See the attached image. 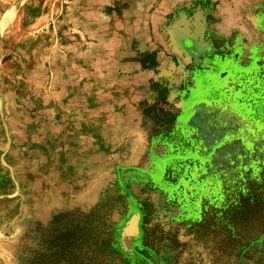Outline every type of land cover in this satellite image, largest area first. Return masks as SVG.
I'll use <instances>...</instances> for the list:
<instances>
[{"label": "rangeland", "instance_id": "1", "mask_svg": "<svg viewBox=\"0 0 264 264\" xmlns=\"http://www.w3.org/2000/svg\"><path fill=\"white\" fill-rule=\"evenodd\" d=\"M263 88L264 0H0V264L79 213L111 264H264Z\"/></svg>", "mask_w": 264, "mask_h": 264}, {"label": "trees", "instance_id": "2", "mask_svg": "<svg viewBox=\"0 0 264 264\" xmlns=\"http://www.w3.org/2000/svg\"><path fill=\"white\" fill-rule=\"evenodd\" d=\"M79 214L56 217L63 223L62 228L41 226L42 232L33 236V248L28 254L32 253L33 264H111L105 255V250H113L111 225L100 224L92 215Z\"/></svg>", "mask_w": 264, "mask_h": 264}, {"label": "crops", "instance_id": "3", "mask_svg": "<svg viewBox=\"0 0 264 264\" xmlns=\"http://www.w3.org/2000/svg\"><path fill=\"white\" fill-rule=\"evenodd\" d=\"M187 30H188V27H186ZM185 29V28H184ZM183 29V30H184ZM180 27L177 28L176 31H174V33H176V35L180 32ZM172 37L169 38L170 41H171V44H167L166 47L167 48H162V50L164 51H176L178 49V51L180 50L179 48L175 47L176 46V43L177 41L175 40V38L173 37V35H171ZM178 37V36H176ZM173 39V40H172ZM160 41V40H159ZM176 48V49H175ZM167 49V50H166ZM194 50H202V48H192ZM164 58V55H163V52L162 53H159L158 55V60L162 63V62H165L163 60ZM163 64V63H162ZM168 64V63H166ZM120 69L122 72H125L126 73V76L124 78H121V79H126L127 81H132L134 80V84L137 85V83H143L144 82V79H147L150 74L149 72H146V71H140V68L138 67V64L136 62H132V61H125V63H120Z\"/></svg>", "mask_w": 264, "mask_h": 264}, {"label": "bare ground", "instance_id": "4", "mask_svg": "<svg viewBox=\"0 0 264 264\" xmlns=\"http://www.w3.org/2000/svg\"><path fill=\"white\" fill-rule=\"evenodd\" d=\"M245 1V0H244ZM256 1V0H255ZM253 2V1H252ZM248 3H250V2H248ZM250 5H251V3H250ZM172 6V5H171ZM238 6V5H237ZM250 8V7H249ZM237 9V8H236ZM244 10V9H243ZM176 11V10H175ZM193 14H195V13H193ZM220 14V13H219ZM228 14V13H227ZM198 16L200 15V13L199 14H197ZM181 16V15H180ZM196 16V15H195ZM230 16V15H229ZM240 16V15H239ZM242 16V15H241ZM192 17V16H191ZM197 17V16H196ZM184 18V17H183ZM195 19V21H196V18H194ZM231 19V18H230ZM176 21H180V20H176ZM193 21V20H192ZM175 22V21H174ZM183 22V21H182ZM198 22H200V21H198ZM228 22V21H227ZM184 23H185V21H184ZM195 23V22H194ZM193 23V24H194ZM243 23V22H242ZM177 24V23H176ZM197 24H199V23H197ZM205 25H206V23H204ZM201 25V24H200ZM173 26V25H172ZM193 26V25H192ZM203 26V25H202ZM226 26V25H225ZM230 26V25H229ZM175 27V26H174ZM200 27V26H199ZM206 27V26H205ZM228 27V26H227ZM193 28V27H192ZM195 28V27H194ZM197 28H198V26H197ZM261 28V27H260ZM174 29V28H173ZM196 29V28H195ZM180 30H181V28H180ZM193 30V29H192ZM202 30V29H201ZM244 30V29H243ZM260 30V29H259ZM263 30V29H262ZM172 31V30H171ZM176 31V30H175ZM198 31V30H197ZM174 32V31H173ZM172 32V33H173ZM184 32V31H183ZM245 32V31H244ZM257 32V31H256ZM237 33V32H236ZM246 33V32H245ZM198 34H200V33H198ZM261 34V33H260ZM189 35V34H188ZM174 36V35H173ZM177 36H180V37H183V34H179V35H177ZM249 36V35H248ZM254 36V35H253ZM201 37V36H200ZM239 37V36H238ZM257 37V36H256ZM195 38V37H194ZM179 39V38H178ZM173 40V39H172ZM181 40V39H180ZM200 40H201V38H200ZM207 40V39H206ZM182 41V40H181ZM197 41V40H196ZM208 41V40H207ZM240 42V41H239ZM250 43V42H249ZM255 43V42H254ZM142 44V43H141ZM171 44V43H170ZM200 44V43H199ZM176 45H177V43H176ZM203 45V44H202ZM176 47V46H175ZM183 47V46H182ZM215 47V46H214ZM179 49H180V47H178ZM176 49V48H175ZM183 49H189V48H183ZM183 49H180V50H183ZM179 50V51H180ZM176 51H178V49L176 50ZM184 52V51H183ZM177 55V54H176ZM182 55V54H181ZM179 56V55H178ZM192 56V55H191ZM197 56H198V54H197ZM181 57V56H180ZM184 57V56H183ZM186 57V56H185ZM201 57V56H200ZM188 59V58H187ZM197 59V58H196ZM248 59V58H247ZM252 60H254V59H252ZM245 61V60H244ZM247 61V60H246ZM175 70V69H174ZM248 72V71H247ZM207 75V74H206ZM206 75H205V77H206ZM208 80V79H207ZM206 81V80H205ZM201 82V81H200ZM204 84V83H203ZM202 84V85H203ZM205 85V84H204ZM203 85V86H204ZM202 86V87H203ZM210 86V85H209ZM204 88V87H203ZM264 89V88H263ZM235 107V106H234ZM209 108L210 107H207V108H204L203 106H201V108H200V111H196L195 113V117H194V121H196L197 123H198V125H199V127H201L202 129H204V131H206V134H207V138H211L212 136H211V133L213 132V129L210 127V128H207V124L209 123L208 122V118H207V116H209ZM199 109V108H198ZM241 112V111H240ZM243 114V113H242ZM241 114V115H242ZM194 115V114H193ZM231 115H233L232 114V112H227V114H222L219 118H220V120H226V122H227V120H228V118L231 116ZM235 115V114H234ZM247 116V115H246ZM193 121V122H194ZM195 122V123H196ZM212 126V125H211ZM209 127V126H208ZM200 128V129H201ZM225 129V128H224ZM222 130V129H221ZM216 133V132H215ZM202 134V133H201ZM217 135V134H216ZM214 136V135H213ZM199 138V137H198ZM213 138V137H212ZM200 140H201V138H200ZM210 141V140H209ZM211 143V142H210ZM198 147V146H197ZM227 148H226V150H229V145L228 146H226ZM216 149V148H215ZM221 149V148H220ZM219 149V150H220ZM219 152H221V151H219ZM194 153V152H193ZM212 159H213V157H212ZM221 159V158H220ZM215 162V161H214ZM224 164V163H223ZM226 164V163H225ZM133 221V220H132ZM126 231V230H125ZM127 232V231H126ZM131 232V231H130ZM123 234V233H122Z\"/></svg>", "mask_w": 264, "mask_h": 264}]
</instances>
